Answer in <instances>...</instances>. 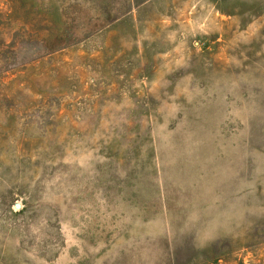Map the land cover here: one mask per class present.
Wrapping results in <instances>:
<instances>
[{"label":"rangeland","instance_id":"rangeland-1","mask_svg":"<svg viewBox=\"0 0 264 264\" xmlns=\"http://www.w3.org/2000/svg\"><path fill=\"white\" fill-rule=\"evenodd\" d=\"M0 264H264V0H0Z\"/></svg>","mask_w":264,"mask_h":264},{"label":"water","instance_id":"water-1","mask_svg":"<svg viewBox=\"0 0 264 264\" xmlns=\"http://www.w3.org/2000/svg\"><path fill=\"white\" fill-rule=\"evenodd\" d=\"M15 207H16V209H19L20 208V205L19 204H16Z\"/></svg>","mask_w":264,"mask_h":264}]
</instances>
